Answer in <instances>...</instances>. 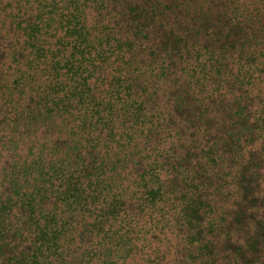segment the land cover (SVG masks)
<instances>
[{"label":"trees","instance_id":"obj_1","mask_svg":"<svg viewBox=\"0 0 264 264\" xmlns=\"http://www.w3.org/2000/svg\"><path fill=\"white\" fill-rule=\"evenodd\" d=\"M2 1L0 264H264V0Z\"/></svg>","mask_w":264,"mask_h":264},{"label":"rangeland","instance_id":"obj_2","mask_svg":"<svg viewBox=\"0 0 264 264\" xmlns=\"http://www.w3.org/2000/svg\"><path fill=\"white\" fill-rule=\"evenodd\" d=\"M7 1V0H6ZM5 0L1 2V6L5 5ZM9 8H7V11ZM1 33H0V54L3 55L5 52L6 48L10 47V43L8 44V40L5 38H1ZM7 71V63L3 62L2 59L0 58V84L6 80L5 76ZM262 87V86H260ZM5 96L1 97L0 96V198H3V194L5 193L4 191V185H3V175L5 172L3 170L7 169L9 166V163H12L16 159V155L20 153V144L19 142L15 141L16 144L10 143V140L14 138L17 140V135L22 133V129H19L17 131L11 130V127L7 125V123L4 121V117H10L8 113V105L7 103L4 102ZM264 188V181L262 182V187ZM264 214V206L262 210ZM83 243L90 242V237L83 238ZM129 264H136L135 260H129ZM97 264V262H96Z\"/></svg>","mask_w":264,"mask_h":264}]
</instances>
